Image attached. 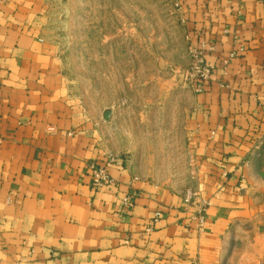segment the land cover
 <instances>
[{"label":"crops","instance_id":"1","mask_svg":"<svg viewBox=\"0 0 264 264\" xmlns=\"http://www.w3.org/2000/svg\"><path fill=\"white\" fill-rule=\"evenodd\" d=\"M176 1L214 67L189 133L204 227L103 148L50 35L60 0H0V264H264V0Z\"/></svg>","mask_w":264,"mask_h":264},{"label":"rangeland","instance_id":"2","mask_svg":"<svg viewBox=\"0 0 264 264\" xmlns=\"http://www.w3.org/2000/svg\"><path fill=\"white\" fill-rule=\"evenodd\" d=\"M102 145L154 183L194 191L196 59L176 0H60L51 34Z\"/></svg>","mask_w":264,"mask_h":264},{"label":"built area","instance_id":"3","mask_svg":"<svg viewBox=\"0 0 264 264\" xmlns=\"http://www.w3.org/2000/svg\"><path fill=\"white\" fill-rule=\"evenodd\" d=\"M207 46L201 43L193 48L195 59H196V71L194 77L193 88L196 93H201L204 91L205 84L208 82L214 72V67L207 63L205 58ZM89 171L92 177L93 187L95 189L102 188L108 185L112 179L108 173L107 167L101 164L93 163L89 166ZM200 200L199 195L195 191H187L184 203L187 206L197 204L198 211L196 217L199 219L200 228L205 225V217L208 208L211 203L207 200ZM123 208L129 210L133 207L134 202L129 197L125 198L122 202Z\"/></svg>","mask_w":264,"mask_h":264}]
</instances>
